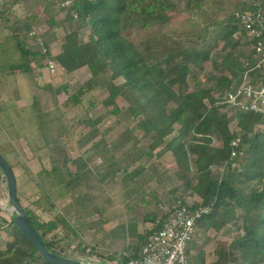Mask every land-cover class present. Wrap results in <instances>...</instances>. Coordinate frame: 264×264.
Returning <instances> with one entry per match:
<instances>
[{
    "label": "trees",
    "instance_id": "obj_1",
    "mask_svg": "<svg viewBox=\"0 0 264 264\" xmlns=\"http://www.w3.org/2000/svg\"><path fill=\"white\" fill-rule=\"evenodd\" d=\"M69 1L62 6L60 0H54L68 13L63 20L52 14L47 21L49 29L60 28L62 21L74 23L64 34L58 53H53L51 41L45 39L47 31L38 32V37L30 35L37 15L17 23L15 39L25 70L30 74L37 71V83L43 69H49V61L54 65L53 72L58 66L61 75L87 67L91 76L83 83L65 81L55 88L43 87L54 95L66 94L62 104L65 112L77 111L87 95L100 86L108 91L103 105L111 113L121 111L117 99L124 97L129 115L135 119L133 130L144 138L153 135L142 156L153 160L171 152L178 167L175 176L181 182L171 204L153 194L140 196L137 208L155 202L159 209L144 218L143 231H134L136 242L132 246L108 253L93 251L92 247V253L107 261L129 264L130 259L138 257L146 240L160 230L177 202L185 204L189 194L195 193L203 205L214 201L212 211L197 220L199 230L207 234L210 229L220 231L235 222L237 236L231 243L217 245L213 262L208 261L202 247L191 257V263L264 264V114L226 102L227 93L244 82L246 72L249 84H264V59L237 17V13L264 9V0ZM32 62H36L33 70L29 69ZM205 68L210 70L209 78L201 85L198 76ZM119 78L123 82L115 83ZM191 79L196 84L191 85ZM230 114L236 121L233 129ZM102 121V116L92 118L88 112L79 120L86 131L97 130L99 138L94 135L81 154H69L62 161L68 169L65 184L71 192H77L94 157L101 162L112 157L109 137L122 122L116 118L111 126L99 129ZM215 133L221 139L220 146L213 145ZM236 140L237 145H233ZM64 141H70V136ZM234 149L237 155L232 157ZM55 166L54 170L61 167ZM223 167L225 173L216 177L213 169ZM120 171L118 168L109 173L114 177ZM227 171L231 172V181L224 177ZM0 172L6 183L1 168ZM5 201L9 206L7 195ZM22 206L48 249L62 254L65 249L82 247L66 215L57 212L44 218L37 210ZM200 238L195 239L198 242ZM196 240L191 246L194 250ZM82 251L88 252V248L84 246ZM0 264H49L10 217L1 214Z\"/></svg>",
    "mask_w": 264,
    "mask_h": 264
},
{
    "label": "rangeland",
    "instance_id": "obj_2",
    "mask_svg": "<svg viewBox=\"0 0 264 264\" xmlns=\"http://www.w3.org/2000/svg\"><path fill=\"white\" fill-rule=\"evenodd\" d=\"M53 1L54 0H17L16 15L17 17H22L21 21H29V19H32L31 17L37 15V20L33 23L32 30L36 29L40 33L47 31L45 39L51 41L53 53H58L61 48L64 34L74 27V23L62 21V26L60 28L49 29L47 21L52 14H54L57 19L63 20L68 13V11L60 9L58 3H53ZM247 1L257 2V0ZM34 64H36V62H34ZM55 68V72H50V69H44L48 74L47 78L52 77L53 79L55 77H60L58 85L65 81L72 84H80L91 76L87 67L81 68L70 75H61L58 66ZM208 72H210V70L205 68L198 76V82H200L201 85L204 83V80L209 78ZM35 74H37L36 70L34 72V75ZM121 82H123L122 78L115 81L117 84ZM190 83L191 85L196 84V80L191 79ZM37 87L44 89L42 84ZM60 94V101L62 100L65 102L67 99L66 94L64 92ZM107 96L108 91L105 87H97L87 95L82 106L77 111L69 113L70 117H75V124L71 122V119L70 127H72V124H74V126L78 125L75 126V131H78L77 133L80 134V137L76 136L75 140L77 141V139L80 138L78 141L80 147H75V149L72 150L71 138L70 141H66L63 147L70 155L76 156L90 146L91 141L95 138L94 135L96 136L95 139L99 138L97 130L86 131L85 125H79V120L87 112L92 118L102 116L103 121L98 125L99 129L111 126L117 118V120L119 119L122 123L118 125L109 137L111 150L109 156L112 154L109 160L111 159V161L101 162L98 157H94L92 168L83 174L82 184L76 189L77 195L74 191H70L72 198H64V193H61V188H55V193L50 192V190L46 189V182L41 180L40 185H42L41 189L45 198L43 197L42 200H38L37 204L35 203V209L37 210V208H39L37 211L40 212L44 218H51V215L62 212V214L68 216V218L72 220V225L79 234L82 247L85 246L88 248V252H83L82 247L78 248V246L70 250L65 249L62 252L63 255L74 259L95 257L96 255L93 254L91 250L108 253V251L112 250L122 251L127 246H132L136 242V239L133 237L134 231H143L146 225L144 223V218L151 212H156L159 209L158 204L155 202L137 208L136 203L140 196L147 195V197H149L153 194L168 205L172 203L174 196L178 190H180L181 182L175 176L178 167L171 152L161 153L153 160H149L142 156L144 155V151H146L147 145L153 140V135L144 138L138 131L133 130L135 119L129 115L127 110L128 102L124 97L121 96L117 99V103L122 108L121 111L117 114L109 112L103 105V101ZM109 109L111 110L112 107L110 106ZM232 117L233 116L230 114V127L233 129L236 127V121ZM4 136L5 135L2 133V137ZM213 145H221V139L217 133L213 136ZM23 154L20 153L21 158H26L29 155ZM6 156L10 162H12V158L8 155ZM32 163H37V160ZM118 168H120L121 171L114 177L111 176L110 173ZM126 169L127 172L122 171ZM225 170V167L223 170L217 168L213 169L216 177H220L222 173L224 174ZM128 172L132 175H129ZM224 177L231 181V172L227 171ZM63 178L69 179L66 168H64L61 174V179ZM55 179L56 178L48 185L49 188H51L53 184L58 185L59 182ZM5 184V180L0 172V214L10 217V207L7 206L5 201ZM236 185L238 188L242 186L241 184ZM196 195L195 193L189 194L190 197L188 201L194 199ZM47 198L53 201L55 205V209H52L53 211L49 212L50 214L44 211L50 207ZM68 199H70L71 202H67ZM237 212H240L239 207L237 208ZM133 217H136L134 224L132 223ZM234 223L235 222H232L226 225L220 231L210 229L207 234L202 233L203 230L198 236H201L199 241L197 242L196 240L197 243L194 254L203 247L206 251L208 261L213 262L215 259V257H213V250L216 249L217 245L222 241L231 243L235 240L237 234L235 232L236 228ZM208 235L211 236L210 240L207 238Z\"/></svg>",
    "mask_w": 264,
    "mask_h": 264
},
{
    "label": "crops",
    "instance_id": "obj_3",
    "mask_svg": "<svg viewBox=\"0 0 264 264\" xmlns=\"http://www.w3.org/2000/svg\"><path fill=\"white\" fill-rule=\"evenodd\" d=\"M16 2L9 0L5 5L0 4V149H3L0 151L12 158L10 162L6 156L16 178L20 203L35 209V203L44 197L41 180L46 182L50 192L55 193V188H61L64 198H72L65 184L68 179H61L66 168L62 161L69 158L63 146L66 136L71 135L72 150L80 147L79 139L75 140L80 134L75 131V126L70 127V120L74 123L75 117H70L69 113L75 110L65 112L61 94L54 95L51 90L37 87L42 84L55 88L60 77L47 78L43 69L36 83L34 73L30 74L21 63L15 28L22 17L16 15ZM34 68L32 62L29 69ZM20 153L29 155L21 158ZM35 160L37 163L33 164ZM57 161L61 167L54 170L53 167L59 165ZM54 178L59 183L49 188ZM47 199L50 207L44 211L49 213L55 208H52L53 201ZM67 202H71L70 199Z\"/></svg>",
    "mask_w": 264,
    "mask_h": 264
},
{
    "label": "built area",
    "instance_id": "obj_4",
    "mask_svg": "<svg viewBox=\"0 0 264 264\" xmlns=\"http://www.w3.org/2000/svg\"><path fill=\"white\" fill-rule=\"evenodd\" d=\"M7 0H0L3 4ZM62 6L70 4L69 0H60ZM237 17L247 32V35L255 39V49L258 55L264 59V9L257 11H245L237 13ZM31 36L38 37L36 29L31 30ZM42 43V42H41ZM45 51V48H43ZM259 66V64L257 65ZM49 69L54 71V65L49 61ZM247 72L244 75V82L227 93L226 102L231 106L264 114V84L251 85L248 83ZM238 141H233L237 145ZM237 155L236 150L232 151V157ZM235 163L232 164L234 168ZM221 168V170H223ZM202 199L197 195L187 203L180 201L170 212L163 226L152 234L142 246L138 257L130 259L129 264H192L191 257L194 255L192 243L199 236L201 231L197 226V220L203 215L210 213L214 201L209 205L201 204ZM168 211V209H164Z\"/></svg>",
    "mask_w": 264,
    "mask_h": 264
},
{
    "label": "water",
    "instance_id": "obj_5",
    "mask_svg": "<svg viewBox=\"0 0 264 264\" xmlns=\"http://www.w3.org/2000/svg\"><path fill=\"white\" fill-rule=\"evenodd\" d=\"M0 168L6 179L7 189L6 195L8 197L10 207L11 221L32 241L37 247L39 253L43 255L49 264H119L112 261H107L97 256L87 258H70L62 254H58L48 249V247L41 240L40 236L30 224L27 213L19 201L17 193V182L12 170V167L6 156L0 151Z\"/></svg>",
    "mask_w": 264,
    "mask_h": 264
}]
</instances>
